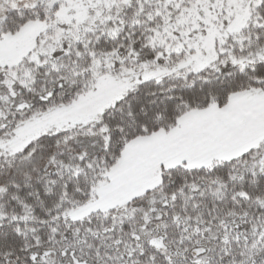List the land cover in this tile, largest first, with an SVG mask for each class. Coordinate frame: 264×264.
I'll list each match as a JSON object with an SVG mask.
<instances>
[{
    "label": "snow or ice",
    "instance_id": "6c2138e0",
    "mask_svg": "<svg viewBox=\"0 0 264 264\" xmlns=\"http://www.w3.org/2000/svg\"><path fill=\"white\" fill-rule=\"evenodd\" d=\"M0 264H264V0H0Z\"/></svg>",
    "mask_w": 264,
    "mask_h": 264
}]
</instances>
